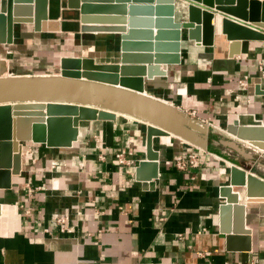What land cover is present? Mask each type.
<instances>
[{
	"label": "crops",
	"instance_id": "1",
	"mask_svg": "<svg viewBox=\"0 0 264 264\" xmlns=\"http://www.w3.org/2000/svg\"><path fill=\"white\" fill-rule=\"evenodd\" d=\"M188 3L175 0L176 22L188 18ZM201 5L217 17V10ZM19 7L15 20L33 18L32 6ZM45 13L44 32L34 23L15 24L13 42L0 44V75L60 74L64 58L118 63L117 35L83 32L80 8L48 0ZM218 21H212L211 45L189 40L182 30L180 64L168 65L152 80L142 77L145 93L204 122L208 133L224 132L237 145L221 143L226 152L233 150L242 160L239 167L247 171L246 163L249 173L257 170L255 176L264 179V151L225 130L237 120L264 125V42L242 41L241 53L231 56V41ZM245 76L248 89L240 91ZM185 144L175 136L154 138L159 177L145 184L136 168L147 160V128L132 118L81 122L71 148L25 143L21 175L12 177L11 189H0V264H264V201H241L247 204L250 235L223 234L220 188L229 185L234 163L201 149V167L180 171L173 161L190 151ZM122 150L131 165L116 160ZM61 217L69 218L71 234L61 232Z\"/></svg>",
	"mask_w": 264,
	"mask_h": 264
},
{
	"label": "water",
	"instance_id": "2",
	"mask_svg": "<svg viewBox=\"0 0 264 264\" xmlns=\"http://www.w3.org/2000/svg\"><path fill=\"white\" fill-rule=\"evenodd\" d=\"M174 3L175 0H68L70 7L80 8L83 32L117 35L119 61L99 64L89 58H64L60 75L0 77V189H11L12 177L21 175L25 143L71 148L78 141L81 122L115 121L118 118L112 112L89 106L22 101L20 96L24 92L33 89L78 90L107 95L111 91L102 85H111L136 94L145 93V79L142 77L152 80L157 74L164 75L168 65L180 64L182 30L187 31L189 40L198 44L213 43L214 18L220 21L222 33L231 41V56L241 53L242 41L264 42V32L261 31L264 30V2L189 0L183 11V17L188 15V18L178 22ZM201 4L217 10V17L214 10ZM19 6H32L33 18L15 20L14 10ZM47 9L48 0H0V44L13 42L15 24L34 23L36 31L44 32ZM227 16L255 27L243 26ZM160 65H165L164 72H160ZM261 94L264 95V89ZM182 112L189 120L199 125L204 123ZM145 125L147 160L139 163L136 178L152 184L159 177V156L153 148L154 138L171 135L157 126ZM225 130L237 140L264 151V125H243L237 120ZM232 162L229 185L220 188V199L224 201L220 206L221 232L228 237L250 235L251 230L246 227V203L264 201V179L249 173L250 166L246 163L243 165L248 167L247 171L238 166V159L233 158ZM259 163L264 165V156ZM233 215L234 223L231 222Z\"/></svg>",
	"mask_w": 264,
	"mask_h": 264
},
{
	"label": "bare ground",
	"instance_id": "3",
	"mask_svg": "<svg viewBox=\"0 0 264 264\" xmlns=\"http://www.w3.org/2000/svg\"><path fill=\"white\" fill-rule=\"evenodd\" d=\"M2 64H4V62ZM0 77L12 78L15 76L2 74ZM102 86L110 90L111 93L102 95L95 94V92L87 93L78 90L46 91L43 89H33L24 92L20 96V100L46 103L62 102L98 108L100 110L112 112L117 116H124L144 124L157 126L167 131L171 136L180 138L195 148L200 150L206 149V134L208 133L206 126L204 124L199 125L193 120H189L182 111L173 107L171 104L151 97L147 93L136 94L121 87L111 85ZM222 144L233 149L237 148L234 141L222 139ZM252 172L253 176H255V174L259 175L257 170H252Z\"/></svg>",
	"mask_w": 264,
	"mask_h": 264
},
{
	"label": "built area",
	"instance_id": "4",
	"mask_svg": "<svg viewBox=\"0 0 264 264\" xmlns=\"http://www.w3.org/2000/svg\"><path fill=\"white\" fill-rule=\"evenodd\" d=\"M260 72H261L262 78H264V66L262 64H260ZM248 83H249V77L245 76L241 81H239V90L240 91L247 90ZM236 97L240 98V96H238L237 94H236ZM185 145L188 146L190 151L185 155L175 156L174 161H173L174 166L180 171H187L189 169H192V170L199 169L202 165L201 154L203 153V151L198 148L192 147L188 144H185ZM116 160L118 161L119 164L124 165V166H129L132 164V161L127 159L126 152L124 150L119 151L116 154ZM28 189L30 190L31 188H28ZM29 192L32 193V189ZM164 220L165 219L162 218V221ZM57 223L58 225L61 226V232L63 233L71 234L74 230V227L68 224L69 223L68 217L58 218Z\"/></svg>",
	"mask_w": 264,
	"mask_h": 264
},
{
	"label": "rangeland",
	"instance_id": "5",
	"mask_svg": "<svg viewBox=\"0 0 264 264\" xmlns=\"http://www.w3.org/2000/svg\"><path fill=\"white\" fill-rule=\"evenodd\" d=\"M191 118H194L192 116H190ZM225 129V128H224ZM209 134H208V148L207 151L208 152H212L216 155H218L220 158L225 159L227 161H231L230 159H233L235 157V153L231 150V155L226 153V148L223 147L220 144V140L222 138L225 139H230V137H228L224 132L221 131H217L214 128H209ZM233 157V158H232ZM239 162H242L241 159H239Z\"/></svg>",
	"mask_w": 264,
	"mask_h": 264
}]
</instances>
